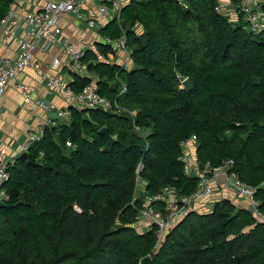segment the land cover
<instances>
[{
  "label": "trees",
  "instance_id": "trees-1",
  "mask_svg": "<svg viewBox=\"0 0 264 264\" xmlns=\"http://www.w3.org/2000/svg\"><path fill=\"white\" fill-rule=\"evenodd\" d=\"M182 1L131 0L99 30L124 34L132 65L94 64L89 52L82 60L97 93L122 112L69 107V120L45 127L26 160L7 168L0 264H140L148 256L151 264H264V222L229 199L187 212L160 240L155 226H133L143 197L168 186L179 197L195 192L179 147L192 136L198 166L232 160L264 215V30L248 29L241 0H228L236 22L221 0ZM10 3L0 0V20ZM91 82L77 74L68 87L77 93ZM137 177L147 185L136 199Z\"/></svg>",
  "mask_w": 264,
  "mask_h": 264
},
{
  "label": "built area",
  "instance_id": "built-area-1",
  "mask_svg": "<svg viewBox=\"0 0 264 264\" xmlns=\"http://www.w3.org/2000/svg\"><path fill=\"white\" fill-rule=\"evenodd\" d=\"M36 0H11L7 14L0 20V45L16 44V54L13 58H4L0 61V98L4 96L9 84L14 81L18 74L33 69L40 74V68L34 63V52L36 49L47 51L51 46L56 47L61 53L65 54L68 61L72 64L77 73L86 70L83 63V52L74 46L71 39L63 34L62 28L58 25V21L62 16H75L80 22H83L89 29L98 30L99 25L96 18L88 19L82 14L85 0H46L42 7L35 11L28 7L27 3H33ZM183 7H186L182 0H175ZM120 0H99L96 6L98 15H104L109 20L119 18L121 10ZM239 14L248 29L254 33L264 30V0H241L239 3ZM22 12V16L19 15ZM119 22V20H118ZM26 36L23 37L21 34ZM104 45L111 50L123 52L126 58V66L130 63L129 52L126 49V39L124 34L118 38H104ZM60 65L58 58H53L50 69L55 70ZM184 81V80H183ZM183 83V82H182ZM46 87L49 90H57L65 97L70 107L81 108L85 110L102 109L113 113L122 112L116 99H108L97 93L95 85L83 87L79 92L74 93L60 78H51L46 81ZM183 87V86H182ZM19 91L23 94V102L30 101V94L25 86L18 84ZM124 94V87L118 93V96ZM36 105L42 109H50V105L43 101H35ZM68 111H60L57 119L60 121L69 120ZM53 121H49L46 125H54ZM44 128L37 132L27 134L19 150L12 149L8 145L0 144V204H4L9 200V194L5 188V183L9 180L7 168L15 163L22 154H26L29 148L43 138ZM67 147H71L70 143H66ZM181 150L180 161L183 163V170L186 175L189 174L193 160L190 151L196 150V138L190 137L179 143ZM195 149V150H194ZM38 156L42 157L43 152L39 151ZM142 167L141 163L137 165L136 173ZM207 168V170H206ZM233 161L226 160L219 167L211 168L206 164L201 171L202 178L200 185L195 192L188 197H179L174 187H164L154 197H148V207L144 206L139 211L144 217H148L151 226H155L156 235L160 240L163 235L167 234L174 226L175 219H182L189 212L192 205L204 202L214 194V189L210 186L211 182L216 178H223L228 182L231 190L236 197L247 203L251 213L259 221L264 222V215L256 208L254 201V189L241 182L236 173L232 171ZM199 169V168H198ZM196 177V176H195ZM141 181L143 186L146 182L136 178V182ZM153 202H158L161 208L155 210L152 207ZM248 209V210H249ZM79 211L78 209H76ZM171 227V228H170ZM167 229V230H165Z\"/></svg>",
  "mask_w": 264,
  "mask_h": 264
},
{
  "label": "crops",
  "instance_id": "crops-1",
  "mask_svg": "<svg viewBox=\"0 0 264 264\" xmlns=\"http://www.w3.org/2000/svg\"><path fill=\"white\" fill-rule=\"evenodd\" d=\"M45 1L36 0L34 4L27 3V5L29 8L37 11ZM120 1L121 6H125L131 0ZM98 2L99 0H85L81 12L88 19L96 18L99 25L98 30L87 28L83 22H80L73 15L62 16L58 21V25L62 28L63 34L69 37L74 46L81 49L84 55L89 52L90 55L95 56V59H93L94 64L95 62H105L124 67L126 65V58L123 52L111 49V52L106 55L99 52V47L104 45V38L107 37L103 36L99 30L105 27L110 20L104 15H98L96 10ZM221 3L226 6L230 5L228 0H221ZM19 15L22 16V12L19 11ZM234 16L238 17L236 11ZM21 36L26 38L23 33ZM16 48L17 46L14 43L0 45V61L4 58H13L16 54ZM33 57L34 63L41 70L40 74H37L33 69H28L18 74L16 79L9 84L4 96L0 98V144L8 145L12 149L19 150L27 134L47 127L46 124L49 121L54 122L55 120L56 122L57 114L60 111H68L70 107L68 100L57 90H49L46 87L48 79L60 78L67 85V88H69V83L73 80L74 75L78 74L81 77L92 79L91 73L87 69L80 74L77 73L65 54L61 53L54 46H51L47 51L36 49ZM53 58L60 60V65L55 70L50 69ZM84 64L87 65L86 63ZM129 68L130 66L128 67L127 65L126 69ZM18 84L27 88L30 94V101L28 103L23 102V94L19 91ZM91 84L96 86L95 78L94 80L92 79ZM37 100L48 103L50 109H42L37 106L35 103ZM242 201L246 203L244 200Z\"/></svg>",
  "mask_w": 264,
  "mask_h": 264
},
{
  "label": "rangeland",
  "instance_id": "rangeland-1",
  "mask_svg": "<svg viewBox=\"0 0 264 264\" xmlns=\"http://www.w3.org/2000/svg\"><path fill=\"white\" fill-rule=\"evenodd\" d=\"M221 5H222V8H223L222 11L226 15H228L229 21L230 22H236L237 17L234 16L235 15L234 8H232L230 5L226 6L225 4H222V3H221ZM131 65H132V62L129 63L128 67L131 66ZM91 76H92L93 80H94V78L96 79V75L95 74H91ZM76 109L78 111L83 110L81 108H76ZM146 131L147 130H145L144 132H146ZM190 152H191V154L193 156V159H194L193 161L194 162H192V164H189V166L191 165V168L189 170V174L188 175L196 176L198 178V182H197V189H198V185H200V179L202 178V175H201L202 173L200 171V169L202 170V168L198 166L196 150L195 151H190ZM206 170H207V168H206ZM225 181H224L223 178H217V179L215 178L214 181L211 182V184H210V186H212L213 189H214L213 196L210 197V199H208V200H206L204 202H200V203L192 205L189 211H197V212H199V211H210L212 209L213 202L215 200H220L222 198L229 199V200L233 201L235 204H237L238 206L242 205L245 208H247V203L248 202L247 203H243L242 199H240L238 196L236 197L235 193L231 190V187H230L229 183L225 182ZM145 187L146 186H143L141 184V181H139L137 183V189H136V192H135V198L136 199L139 198L140 193H142L145 190ZM142 200H143L142 207L144 206L145 208H147L148 207V197H143ZM132 203L133 202H131V204ZM247 209H249V207ZM148 221H150V219L148 217H144V216H142V214H140V215H138L136 217V219H135V221L133 223V226L135 227V229L138 232H145L152 225ZM179 221H180V219H175L174 222H173L174 226ZM165 230H167V229H165Z\"/></svg>",
  "mask_w": 264,
  "mask_h": 264
},
{
  "label": "water",
  "instance_id": "water-1",
  "mask_svg": "<svg viewBox=\"0 0 264 264\" xmlns=\"http://www.w3.org/2000/svg\"><path fill=\"white\" fill-rule=\"evenodd\" d=\"M121 25L122 26L124 25V21H121ZM252 82H253V84H256L257 79L252 78ZM182 86H183V89L187 90V91L192 90V87H193V85L189 79H185L182 83ZM111 88H114V84L111 85ZM99 133L108 137V132H107L106 128H101ZM19 159L21 161H25L26 160V154H22ZM2 206H3V204H0V207H2ZM140 264H151V257L148 256V257L143 258L140 261Z\"/></svg>",
  "mask_w": 264,
  "mask_h": 264
}]
</instances>
